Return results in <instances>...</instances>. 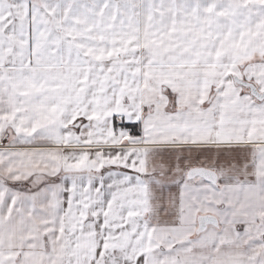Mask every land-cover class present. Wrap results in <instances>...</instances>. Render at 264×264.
Returning <instances> with one entry per match:
<instances>
[{
    "label": "snow or ice",
    "instance_id": "snow-or-ice-1",
    "mask_svg": "<svg viewBox=\"0 0 264 264\" xmlns=\"http://www.w3.org/2000/svg\"><path fill=\"white\" fill-rule=\"evenodd\" d=\"M0 264H264V0H0Z\"/></svg>",
    "mask_w": 264,
    "mask_h": 264
},
{
    "label": "crops",
    "instance_id": "crops-1",
    "mask_svg": "<svg viewBox=\"0 0 264 264\" xmlns=\"http://www.w3.org/2000/svg\"><path fill=\"white\" fill-rule=\"evenodd\" d=\"M227 161H228V157H227V156H224V157H222V158L220 159V163H221V164H225V163H227Z\"/></svg>",
    "mask_w": 264,
    "mask_h": 264
}]
</instances>
